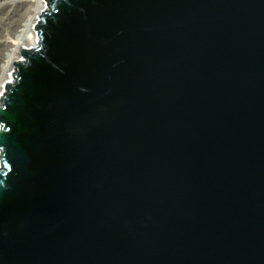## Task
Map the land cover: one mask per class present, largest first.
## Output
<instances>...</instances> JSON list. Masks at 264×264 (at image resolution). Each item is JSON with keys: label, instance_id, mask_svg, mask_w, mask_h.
Returning <instances> with one entry per match:
<instances>
[{"label": "water", "instance_id": "water-1", "mask_svg": "<svg viewBox=\"0 0 264 264\" xmlns=\"http://www.w3.org/2000/svg\"><path fill=\"white\" fill-rule=\"evenodd\" d=\"M0 95V264H264V0H46Z\"/></svg>", "mask_w": 264, "mask_h": 264}, {"label": "rangeland", "instance_id": "rangeland-1", "mask_svg": "<svg viewBox=\"0 0 264 264\" xmlns=\"http://www.w3.org/2000/svg\"><path fill=\"white\" fill-rule=\"evenodd\" d=\"M35 2V0H0V74L4 72L7 58L13 53L11 50L26 36Z\"/></svg>", "mask_w": 264, "mask_h": 264}, {"label": "bare ground", "instance_id": "bare-ground-1", "mask_svg": "<svg viewBox=\"0 0 264 264\" xmlns=\"http://www.w3.org/2000/svg\"><path fill=\"white\" fill-rule=\"evenodd\" d=\"M36 2L35 4V9L33 11V16H30L31 20L29 22V28L27 30L26 28V36L25 38L22 40V42H18V44H16L14 46V49H12L11 51H13V53L11 55H9V57L7 58L8 61L6 62V67L4 69V72L2 74H0V95L2 94L3 90L6 87V83L7 82H11L14 80L12 71H13V63L16 60H21L22 59V55L20 53V49L25 47V48H30V47H34L36 46V44L38 43V32L36 30V23L38 21V17L40 16V13L42 12L43 9H45L47 7V1L46 0H35Z\"/></svg>", "mask_w": 264, "mask_h": 264}]
</instances>
